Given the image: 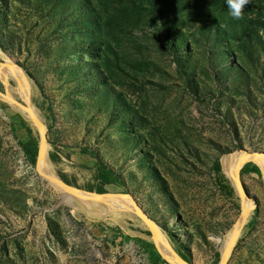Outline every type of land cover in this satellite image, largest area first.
Wrapping results in <instances>:
<instances>
[{"label":"rangeland","instance_id":"1","mask_svg":"<svg viewBox=\"0 0 264 264\" xmlns=\"http://www.w3.org/2000/svg\"><path fill=\"white\" fill-rule=\"evenodd\" d=\"M243 13L224 0H0V64L30 82L40 169L129 203L122 221L95 214L38 173L42 129L1 95L0 72V264H264V175L247 160L232 183L226 168L264 152V0Z\"/></svg>","mask_w":264,"mask_h":264},{"label":"bare ground","instance_id":"2","mask_svg":"<svg viewBox=\"0 0 264 264\" xmlns=\"http://www.w3.org/2000/svg\"><path fill=\"white\" fill-rule=\"evenodd\" d=\"M0 72H1V75H2L3 83L6 86H9L8 89H7V91H6L8 97L10 99H12L18 93H20L21 95H23V97H24V100H23L24 103L23 102L22 103L28 105V107L30 109H32V111L34 112V114L36 115V117H38L37 110H36L35 106L33 105L32 101L30 99L31 96H32V90H31V85H30V82L28 81V79L15 66L14 67H11V68H6L5 69L4 66L2 64H0ZM10 81H12L13 83H15L16 86L11 85L10 84ZM21 110H22L24 116L28 120H33V122H34V118L29 113H27L22 108H21ZM41 129H42V132H41ZM41 129H38V130H39V132H41V135H42L44 133L43 132L44 131L43 125H42V128ZM39 142H40V145L41 146H44V153H43V155L38 160V163H40V166L39 167H41L42 170H44L46 172H49V170L46 169V167L44 165V158H46V153H45V150H46L45 149V145H46V143L45 142L43 143L41 136H40V141ZM234 154L235 153H232V155L230 156L229 162L226 165V168H227V170L229 172V177H230V180L232 181V183H233V180H235V182H236V175H235L236 161L239 158H241V156L234 155ZM247 160H253V161H255L260 166L261 171H262V173L264 175V165H263L262 161L256 155H252V156L247 157L246 158V161ZM78 194H80V195L83 196L80 199H78V201L80 203H82L88 210H90L91 212H93L95 214H102L103 213V210H100L101 208H106V209H109V208L117 209V208H119L118 210L120 211V213H117V214L114 215L116 217V219L119 220V221H122V217H124L123 216L124 214H129L128 211L125 210L127 207H129V203H123V202H120V201H114L108 195H100L97 198H92L91 199V198H87L86 197V196H89V195H85L82 192L81 193L79 192ZM245 206H247V205L244 203V207ZM251 208H252V206H249L247 208H244L242 210V212H246L247 213ZM112 209H110V210H112ZM122 210H124V211H122ZM157 238H155V240L164 247V243L161 240L157 239ZM160 252L163 254V256L165 258H170V255L169 254H166V253H164L162 251H160Z\"/></svg>","mask_w":264,"mask_h":264},{"label":"water","instance_id":"3","mask_svg":"<svg viewBox=\"0 0 264 264\" xmlns=\"http://www.w3.org/2000/svg\"><path fill=\"white\" fill-rule=\"evenodd\" d=\"M1 95H3L6 99L10 100V101H13L15 102L16 104H18L22 109H24L27 113H29L33 118H34V121H35V124L38 128H42V124L40 123V121L38 120V118L36 117V115L34 114V112L32 111V109H30L28 107V105L26 104H23L22 102H19V101H16L14 100L13 98L10 99L7 95H6V92H3L1 93ZM41 138H42V141L43 143L45 142V137H44V134L41 135ZM244 152V155L239 158L237 161H236V169H235V175H236V180H237V174H238V169L240 167V165L246 161V158L249 157V156H252V155H256V156H259V155H262L264 156V152L263 151H248V150H243ZM44 153V146H41L39 144V148H38V152H37V158H36V163H35V168L36 170L38 171V173L43 176L44 178H46L48 181L56 184L58 187L60 188H63L66 190L67 194H66V201L69 202L70 201V196L71 195H76L78 197H83L82 195L78 194L79 192L81 193H84L85 195H89V196H86L87 198H97L99 197L100 195H122V193L120 192H111V193H102V194H99V193H94V192H90V191H86V190H78L76 189L74 186L64 182L63 180H61L58 176H55V175H51V174H48V173H45L43 172L40 167H39V163H38V160L39 158L43 155ZM78 191V192H77ZM244 194L243 192H240V200H241V211L244 209ZM246 217H247V213L246 212H242L241 213V216H240V222H239V228L242 227L243 223L245 222L246 220ZM145 222L147 223V225L155 232V234L157 233L156 230L154 229V226L152 224H150V222L148 220L145 219ZM220 264H223V262L221 261Z\"/></svg>","mask_w":264,"mask_h":264},{"label":"trees","instance_id":"4","mask_svg":"<svg viewBox=\"0 0 264 264\" xmlns=\"http://www.w3.org/2000/svg\"><path fill=\"white\" fill-rule=\"evenodd\" d=\"M23 148H24L25 154L28 157V159L33 162L34 161V157H35L36 152H37V145H36V143H33V146H28V144H23ZM216 166L219 169V164H217ZM252 170H254L256 172H259V170H258V168L256 166H254L252 168ZM97 178H99L100 180H102L104 183L105 182L118 183V184L120 183L119 180L116 178V176H114L111 173L110 170H108L107 168H105V167H103L101 165H99V174L97 175ZM127 237H129V236H127ZM130 238L136 240L138 243H140L141 245H143V247H144V249L146 251L154 248V246L151 243H149V242H147L145 240H142V239L136 238V237H130ZM156 257L157 256L151 257L150 260L152 262L156 263ZM164 264H166L165 261H164Z\"/></svg>","mask_w":264,"mask_h":264},{"label":"clouds","instance_id":"5","mask_svg":"<svg viewBox=\"0 0 264 264\" xmlns=\"http://www.w3.org/2000/svg\"><path fill=\"white\" fill-rule=\"evenodd\" d=\"M224 4L228 10V15L238 20L244 14L243 10L249 4V0H224Z\"/></svg>","mask_w":264,"mask_h":264}]
</instances>
